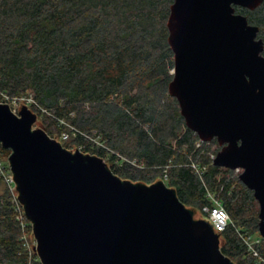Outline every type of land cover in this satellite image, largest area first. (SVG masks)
<instances>
[{
    "label": "trees",
    "instance_id": "trees-1",
    "mask_svg": "<svg viewBox=\"0 0 264 264\" xmlns=\"http://www.w3.org/2000/svg\"><path fill=\"white\" fill-rule=\"evenodd\" d=\"M173 0H0V90L32 95L42 125L69 151L105 161L134 185L164 183L195 220L217 194L231 218L220 249L235 264H264L247 252L241 233H259L260 205L235 170L217 167L207 143L189 129L169 94L175 59L168 20ZM237 14L259 27L264 2ZM264 55V51H263ZM62 123V124H61ZM67 132V133H65ZM95 139L101 143H94ZM11 151L0 145V155ZM193 163L207 166L203 178ZM168 178L165 180L164 176ZM26 215V214H25ZM27 223H31L26 216ZM209 222V221H208ZM15 204L0 176V264H42L26 249ZM264 257V239L260 245Z\"/></svg>",
    "mask_w": 264,
    "mask_h": 264
},
{
    "label": "water",
    "instance_id": "water-1",
    "mask_svg": "<svg viewBox=\"0 0 264 264\" xmlns=\"http://www.w3.org/2000/svg\"><path fill=\"white\" fill-rule=\"evenodd\" d=\"M173 1L169 94L187 127L221 146L213 164L241 170L260 205L264 239V42L235 11L264 0ZM17 112L0 104V145L11 151L15 195L42 264H235L221 251L220 234L164 183L123 181L103 159L33 129L37 115L28 106Z\"/></svg>",
    "mask_w": 264,
    "mask_h": 264
},
{
    "label": "built area",
    "instance_id": "built-area-1",
    "mask_svg": "<svg viewBox=\"0 0 264 264\" xmlns=\"http://www.w3.org/2000/svg\"><path fill=\"white\" fill-rule=\"evenodd\" d=\"M22 99L25 100V103H23L24 105L30 107L32 105L35 104V101L32 97H11L9 96L7 93L3 92L0 90V104H8L11 108V110L15 113V114H19L17 112V110L19 108H17V105L19 103V101H21ZM23 101V100H22ZM69 137V134H64V139H67ZM203 141L200 140V142H198V146L201 145ZM209 143V142H207ZM215 153L210 154V157L212 159V162H214L215 158H216ZM192 168L194 169L195 173L197 175H199V177L203 178L206 170H207V166H202L199 163H193L192 164ZM0 176H2V178L5 181L6 186L8 187L11 196H12V200L15 204V208H16V212L18 213V220L21 223L22 226V230H23V237L22 240L24 242L25 247H29L28 246V241L26 238V228L28 226L27 220L24 217V211H23V206L22 204L18 201L16 195H15V191H14V181L11 178V171L9 169V163L8 161H4V159L1 157L0 155ZM168 178L167 174H165L164 179L166 180ZM206 196L207 198L210 200L211 204L206 205L202 212L203 214L206 216V218L208 219L209 223L211 224L212 228L214 229L215 232L217 233H222L224 232L227 227L231 224V218L230 215L228 214L223 202L217 197V194L209 189L206 190ZM241 237V240L244 242V244L247 247V251L249 254H251V256H253L254 258H260V251H259V244L261 241H251V236H247V235H243L242 233H240V231H237ZM256 242V243H254ZM36 251V246L34 248V252ZM32 252V251H30Z\"/></svg>",
    "mask_w": 264,
    "mask_h": 264
},
{
    "label": "rangeland",
    "instance_id": "rangeland-1",
    "mask_svg": "<svg viewBox=\"0 0 264 264\" xmlns=\"http://www.w3.org/2000/svg\"><path fill=\"white\" fill-rule=\"evenodd\" d=\"M173 72V71H172ZM171 72V73H172ZM21 97H32V95H23V96H21ZM23 100V101H22ZM21 101H19V103H18V105H17V108H20L21 106H25L23 103H25V100L24 99H22ZM30 109H31V107H29ZM32 110V109H31ZM33 111V110H32ZM39 111H41V116L40 115H38V112H34L36 115H37V121H36V123L33 125V129H43L44 130V128H43V125H42V117L44 116V115H48V116H50V117H53V114H51V113H48L47 111H45V110H40L39 109ZM62 124V123H61ZM45 131V130H44ZM65 133H67V132H65ZM53 139H55V138H53ZM56 140L57 141H59V140H64V133L61 135V137L59 138V137H56ZM94 143H96L97 145H100L101 143L99 142V140H97V139H95V141H94ZM197 146H198V143H197ZM199 147V146H198ZM217 150V146L216 145H213L212 147H211V154H213L214 153V151H216ZM3 159H4V161L6 162L7 161V157H3V156H1ZM108 161V159H105V162H107ZM236 171V173H238L239 175L241 174V170H235ZM11 194V193H10ZM237 231H241V227H237ZM241 233V232H240ZM25 234H26V238H27V241H28V246L29 247H27L26 246V249L28 250V251H32L33 253H36V251L34 252V248H35V237L33 236V234H32V229H31V223H28V226H27V228H26V231H25ZM243 235H247V236H251V241H261L260 242V244H259V246H258V248H259V251H260V245L262 244V242H263V238H262V236L260 235V233H254V234H251V233H248V232H246V233H242ZM254 243H256V242H254ZM248 252V251H247ZM249 254V253H248ZM250 256H251V254H249ZM36 256L38 257V260H40V258H39V256L37 255V253H36ZM260 258H256L259 262H263L264 263V257L261 255V253H260Z\"/></svg>",
    "mask_w": 264,
    "mask_h": 264
}]
</instances>
